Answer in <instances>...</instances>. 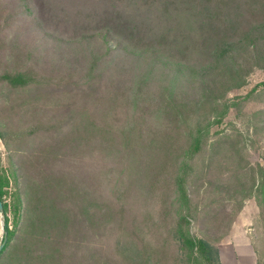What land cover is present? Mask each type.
Returning a JSON list of instances; mask_svg holds the SVG:
<instances>
[{
	"label": "rangeland",
	"instance_id": "rangeland-1",
	"mask_svg": "<svg viewBox=\"0 0 264 264\" xmlns=\"http://www.w3.org/2000/svg\"><path fill=\"white\" fill-rule=\"evenodd\" d=\"M78 2L74 6L60 0L58 13H53L52 0H31L30 14L25 0H0V76L35 67L57 78L58 85L48 86L50 91L16 90L0 82V130L5 137L0 138V185L8 205L7 214L0 213V247L7 238L8 253L19 238L30 243L43 233L50 235L47 231L62 233L55 218L44 227L36 225L42 217L40 196L30 201L23 190L27 158L43 140L44 160L37 161L53 164L50 175L65 170L69 175L68 186L56 183L55 191L48 192L57 196L64 188L63 195L72 199L80 185L90 199L84 207L87 235L57 237L55 246L63 248L61 264H91L92 250L102 262L113 264L114 249L128 237L117 234L118 217L108 215L117 211L110 206V189L126 194L125 223L153 210L148 189L159 166L153 159L168 144L162 145L161 137L138 134L141 123L131 129L133 123L112 115L107 93L139 58L128 56L118 45L122 41L133 54L154 47L175 70L184 67L174 88L177 104L188 109L205 102L211 117L208 146L190 181L200 213L191 233L215 247V259L218 246L232 240L251 245L258 264H264V0H100L82 7L93 15L88 20L76 15L83 4ZM96 58H101L97 68L88 71L89 61ZM62 120L67 122L62 132L46 133ZM102 128L122 144L92 142L91 134ZM35 129L40 133L30 135ZM127 144L144 151L152 161L149 169L132 154L124 160ZM30 208L33 213L26 212ZM40 245L37 240L31 247L42 251ZM3 258L0 264H8Z\"/></svg>",
	"mask_w": 264,
	"mask_h": 264
},
{
	"label": "trees",
	"instance_id": "trees-1",
	"mask_svg": "<svg viewBox=\"0 0 264 264\" xmlns=\"http://www.w3.org/2000/svg\"><path fill=\"white\" fill-rule=\"evenodd\" d=\"M67 1L73 3L74 6L80 4L78 1H81L83 4L79 6L76 15L86 20L92 18L93 15L82 11V7L89 3H100V0ZM25 3L28 12L33 14L31 0H25ZM59 4L60 0H52L53 13H58ZM133 30L134 28L130 29L131 32ZM118 45L128 52V56L136 55L139 58L134 69V60L131 64V59L129 60L131 68L122 72V81L107 93V97L112 102V115L119 117L120 121L125 120L127 125L133 123L131 129L135 128V122L141 123L138 134L161 137L162 145L168 144V146L165 151L161 150L163 153L155 155L153 159L159 166L156 167L155 177L148 189L149 204L152 202L151 206L153 207L149 213L135 217L133 222L125 223V214L128 211L126 194L121 195L120 191L110 189L112 192L109 197L110 206L117 211H110L108 215L118 217L119 224L115 228L117 234L121 233L128 237L125 245H117L114 249L113 264H216V261L218 264V257L215 259L213 256V254H217L214 250L215 247L204 239L195 237L190 231L192 223L198 220L200 214L189 191L190 181L195 174H198V162L208 146L212 122L211 117L205 111L206 104L205 102L200 105L192 103L187 106L188 109L182 105L183 103L181 106L177 104L179 100L175 97L177 93L174 88L179 70H184V67L179 66L175 70L172 62L165 60L158 49L148 47L147 50L143 49L139 55V52L134 54L130 52L129 47L125 48L122 41H118ZM99 59L101 60V58H96L89 61L88 71L92 72L97 68ZM85 76H88V73ZM56 81L57 78H52L35 67L15 72L7 71L0 76V82H6L16 90L36 87L50 91L48 86H54V83L58 86ZM132 120L133 122H130ZM65 124H67L65 121L54 124L53 130L47 129L46 133L62 132ZM118 130L119 126L116 128V131ZM38 132V129L32 130L30 135H35ZM0 138L5 139L1 130ZM90 139L101 146L110 144L112 147L122 144L117 135L108 137L103 128L101 131L92 133ZM44 143L43 140L40 144ZM40 144L32 149L27 158L29 161L24 167L23 190L30 201L40 196L38 203L42 205V217L39 222H36V225L44 227L47 220L55 218V221L60 222L59 228H62V233L60 236H55L53 231H47V233L51 232L50 235L43 233V236L41 235L38 239L35 237L30 239V243L19 238L16 243L11 245V250L8 253H6V248L10 241L6 242L7 245L0 252V257H4L3 259L8 264L13 263L19 253L24 255L22 258H18L16 264H61L63 256L60 254V250L63 248L55 246L60 243L58 238L68 236L75 240L88 233V230L85 229L88 216L84 212V207L90 199L80 185L79 194L73 196L72 199L64 196V188L58 191L57 196L48 192L53 189L56 183L62 187L68 186L69 175L67 174L68 170L59 175L49 174V172L53 174L54 167L53 164L46 166L45 161L40 162L44 160ZM156 146L160 145L156 143ZM131 154L132 158L136 157L138 163L140 162L147 169L150 164L152 165L151 159L145 156L144 151L139 153L127 144L123 147L124 160H127ZM32 160H36L37 164L32 163ZM38 174L41 176V180H38ZM45 176L54 177V179L50 180ZM53 191L55 190L53 189ZM0 197L4 204L3 213L7 214L8 205L5 203L1 185ZM17 212L20 210L16 211V214ZM26 212L33 213V210L30 208ZM61 219L70 220L68 223H63ZM6 222V231L10 234L8 219ZM89 224L92 226V222ZM66 226H71L73 230L63 228ZM37 240L41 241L42 251L31 247ZM48 246L53 247L51 252L48 251ZM57 251L58 254H56ZM90 263L111 264L106 260L102 262L96 250L91 251Z\"/></svg>",
	"mask_w": 264,
	"mask_h": 264
},
{
	"label": "crops",
	"instance_id": "crops-1",
	"mask_svg": "<svg viewBox=\"0 0 264 264\" xmlns=\"http://www.w3.org/2000/svg\"><path fill=\"white\" fill-rule=\"evenodd\" d=\"M224 249V250H223ZM218 264H258V257L251 245H236L232 240L218 246ZM229 253L233 255H229Z\"/></svg>",
	"mask_w": 264,
	"mask_h": 264
},
{
	"label": "water",
	"instance_id": "water-1",
	"mask_svg": "<svg viewBox=\"0 0 264 264\" xmlns=\"http://www.w3.org/2000/svg\"><path fill=\"white\" fill-rule=\"evenodd\" d=\"M3 212H4V204H3L2 200H1V197H0V213H3ZM6 242H7V238L5 239L4 244L1 245V247H0V252H1L2 249L4 248Z\"/></svg>",
	"mask_w": 264,
	"mask_h": 264
}]
</instances>
